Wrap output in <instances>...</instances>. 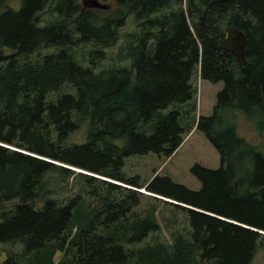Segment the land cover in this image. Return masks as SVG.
I'll use <instances>...</instances> for the list:
<instances>
[{"label": "trees", "instance_id": "1", "mask_svg": "<svg viewBox=\"0 0 264 264\" xmlns=\"http://www.w3.org/2000/svg\"><path fill=\"white\" fill-rule=\"evenodd\" d=\"M9 1L0 0V244L11 249L0 264H250L264 244V153L228 112L258 113L264 134V0ZM128 14L135 30L105 65ZM232 27L247 38L244 65L220 46ZM195 72L223 86L212 113L185 125L180 110H162L192 99ZM83 124L85 141L70 142ZM194 126L220 154L218 168L190 167L199 189L123 173L127 156L169 157ZM52 172L79 175L82 190L52 197ZM158 202L187 227L142 243L161 228Z\"/></svg>", "mask_w": 264, "mask_h": 264}, {"label": "rangeland", "instance_id": "2", "mask_svg": "<svg viewBox=\"0 0 264 264\" xmlns=\"http://www.w3.org/2000/svg\"><path fill=\"white\" fill-rule=\"evenodd\" d=\"M78 1L82 4V0ZM100 1L109 4L112 8L115 7L113 0ZM9 4L18 7L19 2L18 0H11ZM44 18H48L46 13H44ZM134 20V15L128 14L126 24L120 29L121 38L118 43L115 46L105 49L108 54L107 58L103 61L105 65H110L111 62H114L117 51L120 49V46H124L126 42L127 34L135 30ZM83 48L85 49L86 46L80 45L77 53L80 54ZM4 49L8 51V48L5 47ZM51 50L52 48L49 47L42 48L40 54L44 55ZM191 84L195 89L192 99L184 103L173 102L162 110V112H167L171 109L180 110L181 119L185 125L194 123V120H196L199 115L207 116L212 113L216 94L223 86L222 81L212 82L207 79H202L197 72L192 75ZM228 115L235 124L237 133L251 143L257 145L264 153V134L258 129L260 115L255 113L249 116L239 109L229 111ZM85 129L86 126L83 124L79 130L71 133L69 136L70 142H84ZM125 142V136L114 139V143L118 145H123ZM194 163H199L208 168H218L220 166L219 152L195 126L191 132L184 136L182 143L169 157L154 152L133 154L125 158L122 171L127 176L139 175L142 180L150 178L153 173L170 176L175 182L183 184L190 189L197 190L200 188L201 182L190 171V167ZM65 165L66 164H64V166ZM45 180L51 196L60 201L71 198L76 192L81 191L83 188V180L79 175H70L61 178L57 172H52L46 175ZM43 201L44 198L41 197L36 199L34 204L36 207H40ZM16 202H18V200L14 199L5 203V206H10ZM148 202L147 198H144L142 205ZM158 207V219L161 228L158 232L150 233L142 243L148 240L152 241L153 236L156 234H158L159 238L162 240H169L172 237L171 230L174 228L184 230V228L187 227L188 220L183 212L177 211L173 206L163 202H158ZM9 249H11L10 244H0V254L3 258L6 255V250ZM250 264H264V244L261 243V240L257 241L255 253Z\"/></svg>", "mask_w": 264, "mask_h": 264}, {"label": "water", "instance_id": "3", "mask_svg": "<svg viewBox=\"0 0 264 264\" xmlns=\"http://www.w3.org/2000/svg\"><path fill=\"white\" fill-rule=\"evenodd\" d=\"M82 6L87 7V8H99V9H108L109 8V4L101 2L100 0H82ZM246 43H247V38H246L245 33L237 27H232V28H229L225 32V34H224V36L220 42V46H221V48L230 52L236 58V61L240 65H244L245 64ZM81 172H83V171H81ZM84 173L90 174L88 172H84ZM91 175H94V174H91ZM94 176H96V175H94ZM97 177H99V176H97ZM104 179H106V178H104ZM106 180H108V179H106ZM110 181H112V180H110ZM115 183L129 187L123 183H119V182H115ZM137 190L142 192V193L150 194V195H153L155 197L164 199L166 201H170V202H173L176 204H180V205L189 207L187 205L178 203L174 200H169L165 197L146 192L145 189L144 190L137 189Z\"/></svg>", "mask_w": 264, "mask_h": 264}, {"label": "bare ground", "instance_id": "4", "mask_svg": "<svg viewBox=\"0 0 264 264\" xmlns=\"http://www.w3.org/2000/svg\"><path fill=\"white\" fill-rule=\"evenodd\" d=\"M73 168H75V169H77V170H82V171H85V170H83V169H80V168H76V167H73ZM85 172H87V171H85ZM88 173H90V172H88ZM120 183V182H119ZM140 190H144V189H140ZM146 191V190H145ZM147 192V191H146ZM158 196H160V195H158ZM163 197V196H162Z\"/></svg>", "mask_w": 264, "mask_h": 264}, {"label": "crops", "instance_id": "5", "mask_svg": "<svg viewBox=\"0 0 264 264\" xmlns=\"http://www.w3.org/2000/svg\"><path fill=\"white\" fill-rule=\"evenodd\" d=\"M152 175H153V174H152ZM152 175H151V176H152ZM151 176H150V177H151Z\"/></svg>", "mask_w": 264, "mask_h": 264}]
</instances>
